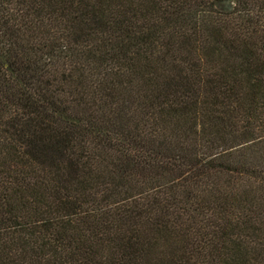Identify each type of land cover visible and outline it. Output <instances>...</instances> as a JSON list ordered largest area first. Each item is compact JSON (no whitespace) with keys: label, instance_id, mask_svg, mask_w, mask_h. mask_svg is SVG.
Wrapping results in <instances>:
<instances>
[{"label":"trees","instance_id":"1","mask_svg":"<svg viewBox=\"0 0 264 264\" xmlns=\"http://www.w3.org/2000/svg\"><path fill=\"white\" fill-rule=\"evenodd\" d=\"M0 264H264V0H0Z\"/></svg>","mask_w":264,"mask_h":264},{"label":"rangeland","instance_id":"2","mask_svg":"<svg viewBox=\"0 0 264 264\" xmlns=\"http://www.w3.org/2000/svg\"><path fill=\"white\" fill-rule=\"evenodd\" d=\"M218 10H229L230 9V4L229 3H220L216 6Z\"/></svg>","mask_w":264,"mask_h":264}]
</instances>
